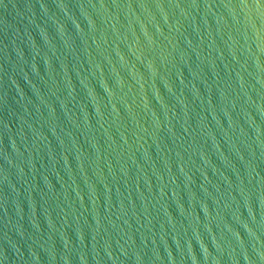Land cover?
Masks as SVG:
<instances>
[{"label":"water","instance_id":"1","mask_svg":"<svg viewBox=\"0 0 264 264\" xmlns=\"http://www.w3.org/2000/svg\"><path fill=\"white\" fill-rule=\"evenodd\" d=\"M0 264H264V0H0Z\"/></svg>","mask_w":264,"mask_h":264}]
</instances>
